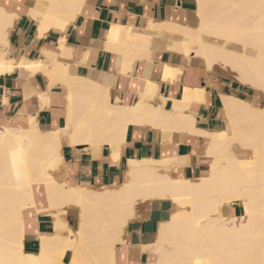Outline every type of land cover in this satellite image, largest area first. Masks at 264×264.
Here are the masks:
<instances>
[{
	"label": "bare ground",
	"instance_id": "bare-ground-1",
	"mask_svg": "<svg viewBox=\"0 0 264 264\" xmlns=\"http://www.w3.org/2000/svg\"><path fill=\"white\" fill-rule=\"evenodd\" d=\"M85 2L38 0L30 13L40 23L38 36L53 28L65 32ZM14 16L0 6V78L43 67L6 58ZM195 20L193 27L174 22L149 27L176 37L168 50L200 59L208 71L221 67L264 97V0H196ZM131 26L114 24L109 34L126 63L151 56L150 36ZM61 50L68 55L64 45ZM43 54L52 63V85L69 89L67 130L73 131L65 132L72 144L90 142L99 150L107 143L114 161L131 121L145 118L170 132L192 128L193 133L189 124L196 119L189 109L205 101V87H185L182 100L170 101L171 108L169 100L159 107L140 101L136 108H116L90 82L70 78L56 54ZM168 65L164 80L176 82L182 71ZM221 98L227 127L213 133L197 130L208 138L211 159L208 176L198 180L176 176L183 158L130 159L120 186L72 185L57 177L63 167L62 133L44 132L33 116L25 129L0 126V264H264V104L227 94ZM157 200L172 202L176 211L160 222L156 241L142 247L145 261H128L127 227L137 218L138 205ZM237 206L243 208L241 216L223 214L224 208ZM71 211L78 214L75 230L68 219ZM40 215L52 220V228L37 231L39 252L28 253L25 240L36 232Z\"/></svg>",
	"mask_w": 264,
	"mask_h": 264
},
{
	"label": "crops",
	"instance_id": "crops-1",
	"mask_svg": "<svg viewBox=\"0 0 264 264\" xmlns=\"http://www.w3.org/2000/svg\"><path fill=\"white\" fill-rule=\"evenodd\" d=\"M37 1L0 0V6L8 14L15 15L6 58H13L16 64L23 58L37 65L43 63V67L33 73L17 69L11 75L0 78V126L10 123L25 129L29 126L27 119L33 116L44 132L62 133L63 167L57 177L63 178L59 181H67L76 186L91 189L120 186L127 180L130 159L183 158L187 164L183 162L184 166H177V177L198 180L208 176L211 165L207 153L208 138L198 134L197 130L213 133L227 127L221 102L224 94L257 103L259 100L249 93V87L208 71L200 59L185 58L178 52L168 50L176 37L149 27L152 22L196 26V0H86L81 13L65 32L53 28L44 37L38 36L40 23L30 14ZM114 24L132 25L138 33L150 36L151 56L126 63L117 50L118 44L109 38ZM62 45L66 48L67 56L61 55ZM42 51L56 54V62L65 67L70 78L90 82L101 92L103 101L116 108H136L140 103L159 107L164 106V100H169L168 108H171L170 101H181L185 87H205V101L193 102L189 109V113L196 119L192 122L194 125L191 122L189 125L196 130L193 128L192 133V128H181L170 132L158 122L153 123L155 126L148 124L145 118L131 121L127 125L125 140L115 149L120 154L115 162L113 151L107 143L99 150L91 146L90 142L72 144L71 138L66 135L69 132V89L61 83L52 85V63L42 55ZM166 64L181 69L183 75L179 76V80H164ZM149 82L153 84L152 88ZM144 94L154 96L146 99ZM175 211L176 207L170 201L157 200L137 206L138 216L128 225L125 236L128 261H145L146 252L142 247L156 241L160 222L168 220ZM76 213L71 211L68 217L74 230L79 223ZM242 213L243 208L240 206L223 210L225 216H241ZM72 217L76 219L75 224L71 221ZM51 223V219L40 215L35 225L36 232L26 237V252H39L37 231L51 230ZM69 259L68 256L66 262Z\"/></svg>",
	"mask_w": 264,
	"mask_h": 264
},
{
	"label": "rangeland",
	"instance_id": "rangeland-1",
	"mask_svg": "<svg viewBox=\"0 0 264 264\" xmlns=\"http://www.w3.org/2000/svg\"><path fill=\"white\" fill-rule=\"evenodd\" d=\"M220 71H221V72H220ZM214 72H215L216 74H218V75L225 76L226 78H228V79L231 80V81H234V82L237 83V84H240V83L235 79V77H234V75H233L232 73H230V72H228V71H226V70H223L221 67H216V69L214 70ZM248 89H249V93H252L254 97L258 98V100H259L258 106H259V107L263 106V104H264V97H263L262 95H256L257 93H256L255 90H252V89H250V88H248ZM254 102H256V101H254ZM256 103H257V102H256ZM76 217H77V219H78V214H77V213H76ZM71 221H72V223L75 224L76 219L72 217V218H71ZM48 231H51V230H48Z\"/></svg>",
	"mask_w": 264,
	"mask_h": 264
}]
</instances>
